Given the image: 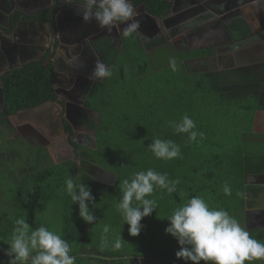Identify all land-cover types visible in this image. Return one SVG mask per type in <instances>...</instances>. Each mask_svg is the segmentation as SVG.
<instances>
[{"label": "trees", "instance_id": "1", "mask_svg": "<svg viewBox=\"0 0 264 264\" xmlns=\"http://www.w3.org/2000/svg\"><path fill=\"white\" fill-rule=\"evenodd\" d=\"M139 1H144L145 9L156 16L166 14L169 9V3L163 0H136L135 3ZM127 46L138 48L146 57L133 70L135 80L150 78L151 83L147 85L151 87L147 92L143 88V95L134 92L132 101L124 98L122 102L115 100L110 94L112 91L105 92L111 77L105 83L96 82L86 91V106L98 113L96 122L87 123L89 128L95 127L94 149L77 145L67 126L66 131L70 134L67 142L72 148L73 158L54 162L50 152L39 146L28 147L23 152L22 143L10 136L9 121L0 118V264H8L9 257L5 252L12 239L15 221L25 218L31 229H36L48 220V216H52L50 208L57 209L58 234L69 242L71 254L76 257L75 264H84L83 260L86 264H124L136 257L135 253L151 258L153 264H192L176 257L175 253L181 246L165 232L169 225L167 217L173 210L199 195L211 208L224 209L242 222L240 210L244 205H251L262 192V186L247 183L246 177L264 172V147L254 143L255 151L247 149L244 146L247 141L244 137L250 135L247 132L242 135L241 143L239 138L242 123L247 122L249 128L255 111L264 110V68L258 79H246L241 74L242 77L231 81L227 72L207 70L191 73L178 65L177 71L170 68L173 72L164 77L156 75L167 69L161 65L164 63L152 61L155 70L149 65L145 50L151 46L150 43L142 45L130 38L124 46L125 51H129ZM162 54L160 52V59L164 58ZM206 54H213V49L177 53L175 58ZM43 70L36 65L27 72L2 77L8 114L54 100L48 75ZM220 109L225 110L222 119L217 113ZM232 110L236 119L228 116ZM185 114L195 121L196 130L204 132L203 139L197 137L196 142H189L187 133L175 132L169 122H179ZM220 119L227 121L223 125L232 132L228 146L229 141L219 140L215 135L216 120ZM154 138L177 143L182 158H156L147 148ZM81 157L114 174L113 184H103L80 171L77 159ZM148 169L167 173L169 179H179L180 184L174 193L156 189L152 197H148H154L158 207L141 220L143 227L139 235L132 236L128 231L129 225L117 208L122 197L121 184L124 179L130 180L134 173ZM68 178L91 188L95 204L90 203L89 208L96 216L92 224L80 218L78 204H73L67 194L65 181ZM225 184L232 190L230 196L223 191ZM238 192L245 193L246 197L238 196ZM105 226L109 227L108 233L104 232ZM93 231L99 233L97 242L90 240ZM250 235L254 236L253 233ZM260 237H256L258 241ZM116 241H121L120 250H116ZM92 245H97V249ZM126 247L132 250L131 255L124 254ZM245 264H264V260L246 261Z\"/></svg>", "mask_w": 264, "mask_h": 264}, {"label": "flooded vegetation", "instance_id": "2", "mask_svg": "<svg viewBox=\"0 0 264 264\" xmlns=\"http://www.w3.org/2000/svg\"><path fill=\"white\" fill-rule=\"evenodd\" d=\"M135 1L132 0V3L134 4ZM163 1L169 3V9L166 14L160 16L149 13L145 9L144 1L136 2L134 7L138 12L136 19L140 21V28L138 33H134L131 37H125L122 35L124 27L122 24L109 32L107 29L99 28L94 20L85 23L77 7V4L82 0H74L73 3L63 7H60L61 0H0V46L9 47L5 57L0 61V118L6 117L3 113V111L6 112V108L2 77L20 71L27 72L31 67L37 65L41 71H44L43 68L46 70L54 94L53 101L60 105L61 115L64 113L65 107L63 106L66 102L71 104L72 111L70 113L73 116L81 113L77 118L75 129L64 117L63 121L66 140L70 135L66 131L68 126L73 135L72 140L82 146L80 142L90 139V136L89 139L88 135L84 136V132L88 131L87 123L90 116L98 115L97 112L86 106V91L96 82L105 83L107 80V78L89 79L95 61L100 60L113 69L115 67V51L119 52L124 49L126 41L133 36L136 37L137 43L139 41L142 45L150 43L151 46L145 50V53H154L157 58H160V51L165 48L162 54L164 58H161L160 61L166 62L165 56L170 59L175 58L177 53L185 54L188 51L200 49L201 46L193 44L191 39L197 33L206 31L208 36H206L205 42L207 39V45L203 48H212L213 54L175 58L179 66L183 67L186 72L193 73L211 70L215 66L223 69L230 65L240 64V67L245 68V71L241 73L242 76H245L246 79H258L261 69L264 68V60H261V50L264 46V16L262 15L264 8L263 10L258 9L257 4L249 5L254 0H230L229 2H237L240 5L239 10L222 14L217 9L219 0ZM173 2L175 13L171 12ZM152 4L154 3L152 2ZM141 7L147 14L156 18L158 27L151 26L146 16L140 12ZM262 7H264V0H261ZM239 21L244 22L245 26L239 25ZM53 22L55 27L59 28L58 32L63 40L62 46L58 42L56 45H52ZM174 22L175 25H171ZM165 25L168 26L167 29ZM219 29L223 35L222 40H217L214 37L216 30ZM242 29L246 33L241 32L242 37L234 38L231 31ZM34 30L39 33V36H41V30L47 31V40L40 41L36 37V33L31 32ZM183 30H185V34L187 33L185 38L182 41L181 39L176 40ZM58 32L56 31V34ZM210 37L213 42L208 41ZM12 46L16 47L17 52H12ZM239 46L240 48L246 46V49H240ZM127 48L132 50L129 46ZM134 51L138 52V48ZM241 51L245 54L241 55ZM216 52L222 53L223 56L217 59L211 58ZM147 55L150 58L148 53ZM91 56H93L92 60L89 59ZM129 58L130 55H128ZM157 58L155 61L158 60ZM203 58L208 59L204 61ZM149 62V65L153 67L154 63L150 59ZM85 64H88V72L86 69L83 70L86 67ZM139 64L141 63L138 61ZM69 69L73 73L69 74ZM77 75L78 78H76ZM84 79H89V81L85 83ZM54 89H57L58 94ZM77 108L79 109L77 110ZM26 124L40 127L32 122H26ZM69 147L72 151L70 145ZM72 153L73 151L70 152V155L74 156ZM254 177L248 182L247 176V183L258 184L262 186L263 190L251 205H244L240 210L241 221L249 233L254 234L253 237L261 235L259 241L264 242V205H257L258 202L264 201V179H261L258 174Z\"/></svg>", "mask_w": 264, "mask_h": 264}, {"label": "clouds", "instance_id": "3", "mask_svg": "<svg viewBox=\"0 0 264 264\" xmlns=\"http://www.w3.org/2000/svg\"><path fill=\"white\" fill-rule=\"evenodd\" d=\"M79 14L85 23L93 20L101 29L111 32L114 27L124 25L122 35L131 37L138 33L140 21L132 0H82L77 4ZM173 71L178 70V62L170 58ZM112 69L100 60L95 61L89 79H105L112 76ZM176 133H187L189 142L203 139L205 134L198 131L195 121L185 114L179 122H169ZM152 154L163 160L181 157L180 146L172 140L154 138L147 147ZM179 179H169L167 173L154 169L139 171L133 177L124 179L121 184L122 197L117 208L123 220L129 225V234L139 235L143 225L141 220L157 209V200L152 197L156 189L174 193ZM66 192L73 204L79 206V216L88 224L96 220L89 204H95L91 188L83 183H75L72 178L65 181ZM225 195L230 196L229 185L223 187ZM238 196L246 197L243 192ZM169 225L165 232L173 236L181 246L175 255L178 259L192 264H245L254 260H264V242L253 238L238 220L224 209H214L202 196H193L187 203L173 210L167 217ZM12 239L5 255L8 264H75L76 257L71 254L69 242L60 234L41 225L31 229L25 218L15 221ZM109 227H104L108 233ZM119 241L116 247H119ZM35 253V254H33Z\"/></svg>", "mask_w": 264, "mask_h": 264}, {"label": "rangeland", "instance_id": "4", "mask_svg": "<svg viewBox=\"0 0 264 264\" xmlns=\"http://www.w3.org/2000/svg\"><path fill=\"white\" fill-rule=\"evenodd\" d=\"M239 25H243L245 26L244 22L239 21L238 22ZM216 38L223 36L222 32L219 30H216ZM215 38V39H216ZM136 37L133 36L132 37V41H135ZM218 40V39H217ZM209 42H213V39H208ZM206 43H207V39H206ZM240 48V46L238 47ZM240 49H246V46L241 47ZM165 48H163L160 52H164ZM150 56V60L151 61H155L156 55L154 53L151 52H147ZM141 53L135 52L134 49L129 50V51H125L124 49L120 50L118 52L115 51L114 53V58H115V67L112 69V76L111 79L112 81H110L111 83H109V85L106 86L105 92H110L112 91L110 94L115 98V100L117 102H122L124 100V98H128L132 101V99L135 97L134 92H136L137 94L141 91H143L142 89L145 88L146 92L149 91L151 85H147V83H151L150 78L147 79H142V80H135V75H134V70L133 69L137 68L138 66V61L139 63L143 62L144 59H146L145 56H142ZM113 55V53H112ZM128 55H130V58L128 59ZM142 56V57H141ZM165 60L164 61H160L161 64L163 66H166V70L162 71L159 74L156 75H160L162 74L164 77L166 76H170V74L173 72L172 70H170L171 66L169 64L170 59H167V56H165ZM169 69V70H168ZM153 74V73H152ZM154 75V74H153ZM172 76V75H171ZM227 76H229V79L231 81L233 78L236 77H242L240 73L235 72V73H231V72H227ZM150 77L152 78V75H150ZM154 83H155V79H154ZM147 85V86H146ZM141 94L143 95L144 93L141 92ZM137 107V106H136ZM128 108V106H127ZM126 108V109H127ZM223 109V108H222ZM222 109H220L219 112H217L218 114L221 115V119H222V115L224 114L225 110L221 111ZM231 117H235L234 116V111H230L229 115ZM247 116V114H246ZM98 115H92L90 116V120L88 121H92V122H96ZM220 119L216 120L217 124L216 127L214 129L215 131V135L217 136V138L224 142H227V146L230 143V137L232 132H230V128H227L226 126H224L223 124H227V121L224 122V120L222 121ZM234 119V118H233ZM236 119V117H235ZM9 121V120H8ZM10 126H8L11 130H10V135L12 138H15L17 140H19L23 147L24 150L23 152L26 151V149L28 147H43L46 150H48L51 154L52 159L54 160V162H59L62 160H66V159H70V157L72 158V156L70 155V151L67 147V145L65 144L63 139H56L57 137H51L48 136L45 129L42 127H36L33 125H29L26 123H17L16 121H9ZM248 123L244 121V123H242L241 125V130L242 133L240 134V138L241 139L240 143L243 141V136L245 135L244 132H247L250 134V132L247 130H251V124H249V128H247ZM233 127V126H232ZM231 127V128H232ZM247 128V129H246ZM88 131L84 132V136L88 135V139L90 136L89 141L86 142H80V144L82 145V147H89L94 149L96 147V140L94 138V127L93 128H89L87 127ZM240 132V131H239ZM239 142V141H238ZM245 147H247V149L249 150H256V145L254 143H250L249 141H246V144H244ZM90 161V160H89ZM87 168V167H86ZM101 168V167H100ZM94 169V170H93ZM93 169H88L89 173L91 175H93L97 180H99L101 183L103 184H107V185H112L114 182V177L113 174L106 171L105 169L101 168L99 169L98 167H94ZM252 179L247 180L248 182L251 181ZM264 192V191H263ZM264 198V196H263ZM257 205L263 206L264 205V201H260L257 203ZM52 210V216H48V220H46L42 225L46 226L49 230L51 231H55L58 233L59 229L56 227L59 224V220H58V213L57 209H49ZM240 225L244 228L247 229L246 226H244L243 222H239ZM101 235V234H100ZM92 237L90 240L97 242L99 240V233L97 231H93V236L91 234ZM257 239V238H255ZM89 240L86 241V243L88 245H90V242H88ZM121 243V241H119ZM262 242V241H261ZM94 243V242H91ZM116 243L115 242V247H116ZM119 243V247H116V250H120L122 248V245ZM86 244L87 249L88 246ZM91 247H94L95 249H97V245H92ZM143 251H146V247L142 248ZM124 254L127 255H131L132 254V250L129 247H126V249H124ZM135 256L133 259H128L124 262V264H153V261L151 258H147V256L145 255H141V254H137L135 253ZM83 263L86 264V261L83 260Z\"/></svg>", "mask_w": 264, "mask_h": 264}, {"label": "water", "instance_id": "5", "mask_svg": "<svg viewBox=\"0 0 264 264\" xmlns=\"http://www.w3.org/2000/svg\"><path fill=\"white\" fill-rule=\"evenodd\" d=\"M229 1L230 0H219L218 1V4H217L218 8L217 9H219L222 14L233 12L234 10L235 11L239 10L238 8L240 5L237 2L231 3ZM73 2H74V0H61L60 7H63L64 5H69ZM191 4H193V3H191ZM256 4L259 7L258 9L263 10L264 7L261 8V0L260 1L254 0L251 3H249V5H251V6L256 5ZM175 11H176L175 4L173 2L171 12L175 13ZM140 12H142L144 14V16H146V18L149 20V22L151 23V26L153 28L158 27V24H157L158 21H156V18L147 14L145 12V10L143 9V7H141ZM262 15L264 16V11H263ZM163 23H164V21H163ZM52 24H53V33H52V40H51L52 45H56V43L58 42V44L60 46H62L63 40H62V37L60 36V34L58 32L59 28H58V26L55 27L54 22ZM171 25H175V22ZM165 28L167 29L168 26L165 25ZM263 29H264V23H263ZM56 31L58 32L57 34H56ZM31 32L32 33L35 32L36 37H38V39L40 41L44 42L47 40V34H46L47 31L41 30V36H39L38 35L39 33H37L35 30L31 31ZM31 35H33V34H31ZM23 48H25V47H23ZM11 49H12V52L13 51L17 52L15 46H12ZM8 50H9V47L0 46V61L2 60V58L5 57ZM261 52H262L261 60H264V46H263ZM89 59L92 60L93 56H91ZM85 66L86 67L83 68V70L85 71V69H86V72H88L89 71V69L87 68L88 64H85ZM68 72H69V74L73 73V72H71V69H69ZM78 77L79 76L77 75L76 78H78ZM84 80H85V83H87L89 81V79H84ZM54 90H55V93L58 94L57 89H54ZM1 93H2V91H1ZM59 98H61V97L59 96ZM63 107H65L64 113H63V115H61L60 105L57 104L55 101L47 100V101H45L39 105L29 107V108H26L23 110H19L14 114H7L5 111H3V113H4V116H6L5 118H7L9 121H16L17 123L32 122V123L44 128L48 136L57 137L56 139H63L64 142L66 143L69 151L72 152L70 147H69V144L66 140V136L64 135L65 133H64L63 117L68 121V123L71 124L72 128L75 129V126L77 123V118L79 115H81V113L73 116L70 113L72 111L70 109L71 104H69L68 102H66ZM78 109L79 108H77V110ZM75 110H76V108H75ZM73 157L74 156L72 155V158ZM77 160H78V165H79L80 171L91 176L96 181H99L93 175H91L88 171V169H93L94 167H98L99 169H101L96 163L91 162L88 159L83 158V157L78 158ZM258 176L261 177V179H264L263 173L258 174ZM113 177L115 178L114 174H113Z\"/></svg>", "mask_w": 264, "mask_h": 264}, {"label": "crops", "instance_id": "6", "mask_svg": "<svg viewBox=\"0 0 264 264\" xmlns=\"http://www.w3.org/2000/svg\"><path fill=\"white\" fill-rule=\"evenodd\" d=\"M184 31L185 30L182 31L183 33L181 32L182 34H180L179 36L176 37V40L181 39V41H182L185 38L187 33L185 34ZM241 32H243V30H232L231 31V33L234 35V38H236V39L242 37V35L240 34ZM206 36H208L206 31L205 32L202 31L200 33H197V35H194L191 40H192L193 44L196 43V45L201 46V48H203L205 45H207V43L205 42ZM214 37H216V35ZM217 39L222 40L223 37L220 36L219 38L217 37ZM240 54L244 55L245 53L243 51H241ZM222 56H223L222 53L216 52L215 55L211 56V58L217 59V58H220ZM157 59L158 60H156V63L161 64L160 58H157ZM207 59L208 58H203L204 61H207ZM210 60H208V61H210ZM243 68H244L243 66L240 67V64H235L233 66L230 65L229 67L223 68V69L216 68V66H215V68H213L211 70L212 71H218V72H231V73L238 72L241 74L245 71V68L244 69ZM152 69L155 70L154 67H152ZM132 70H133V68H132ZM244 140H247V141L255 143V144L258 143L259 146L264 147V110L255 111L254 116H253V121L251 123V133L248 137H244ZM262 147H259V148H262ZM252 177L255 178L253 175V176H248V179H252ZM253 183H255V182H253Z\"/></svg>", "mask_w": 264, "mask_h": 264}]
</instances>
